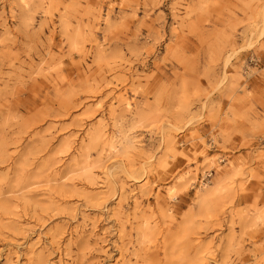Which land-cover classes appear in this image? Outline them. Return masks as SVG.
<instances>
[{
    "label": "rangeland",
    "instance_id": "374dc122",
    "mask_svg": "<svg viewBox=\"0 0 264 264\" xmlns=\"http://www.w3.org/2000/svg\"><path fill=\"white\" fill-rule=\"evenodd\" d=\"M259 82L264 0H0V264H264Z\"/></svg>",
    "mask_w": 264,
    "mask_h": 264
},
{
    "label": "crops",
    "instance_id": "0c3cea01",
    "mask_svg": "<svg viewBox=\"0 0 264 264\" xmlns=\"http://www.w3.org/2000/svg\"><path fill=\"white\" fill-rule=\"evenodd\" d=\"M249 90L256 92L264 100V82L254 83L252 86L249 87ZM217 98L218 96L214 95L212 99L216 100ZM227 105V102H224L225 108L227 107ZM253 105L256 106L260 112L263 111L258 101L255 100L253 102ZM207 129H209V127H207ZM235 142L240 143V138H236ZM242 153H245V151H242Z\"/></svg>",
    "mask_w": 264,
    "mask_h": 264
},
{
    "label": "built area",
    "instance_id": "2783aa9c",
    "mask_svg": "<svg viewBox=\"0 0 264 264\" xmlns=\"http://www.w3.org/2000/svg\"><path fill=\"white\" fill-rule=\"evenodd\" d=\"M209 177H207L206 179H208Z\"/></svg>",
    "mask_w": 264,
    "mask_h": 264
}]
</instances>
